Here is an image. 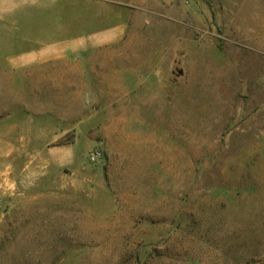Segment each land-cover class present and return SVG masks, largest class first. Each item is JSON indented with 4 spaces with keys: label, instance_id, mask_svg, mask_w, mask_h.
I'll return each mask as SVG.
<instances>
[{
    "label": "rangeland",
    "instance_id": "obj_1",
    "mask_svg": "<svg viewBox=\"0 0 264 264\" xmlns=\"http://www.w3.org/2000/svg\"><path fill=\"white\" fill-rule=\"evenodd\" d=\"M46 6L0 41L70 43L0 73V264H264V0Z\"/></svg>",
    "mask_w": 264,
    "mask_h": 264
},
{
    "label": "crops",
    "instance_id": "obj_2",
    "mask_svg": "<svg viewBox=\"0 0 264 264\" xmlns=\"http://www.w3.org/2000/svg\"><path fill=\"white\" fill-rule=\"evenodd\" d=\"M47 1L49 0H5L0 7L4 8L3 12H0V41L5 37L12 40H17L14 33L8 32L5 25L16 23H29L28 14L30 10L40 11V14L47 15ZM46 7V8H45ZM122 34L116 33L110 35H98L96 42L97 55L107 56L111 53L107 51L105 47L111 48L114 46L118 39H121ZM29 39V38H25ZM80 40V39H76ZM75 41V40H74ZM94 43H80L78 45L88 47ZM69 40L67 38L51 39L50 42H44L37 44L34 48L23 54H17L15 56H6L0 47V73H16V72H36L42 70L40 67L43 64L58 65L62 61H67L69 56ZM92 45V46H93Z\"/></svg>",
    "mask_w": 264,
    "mask_h": 264
},
{
    "label": "clouds",
    "instance_id": "obj_3",
    "mask_svg": "<svg viewBox=\"0 0 264 264\" xmlns=\"http://www.w3.org/2000/svg\"><path fill=\"white\" fill-rule=\"evenodd\" d=\"M5 3V0H0V5H3ZM4 8L0 7V12H3Z\"/></svg>",
    "mask_w": 264,
    "mask_h": 264
},
{
    "label": "built area",
    "instance_id": "obj_4",
    "mask_svg": "<svg viewBox=\"0 0 264 264\" xmlns=\"http://www.w3.org/2000/svg\"><path fill=\"white\" fill-rule=\"evenodd\" d=\"M97 155V154H96ZM93 158V157H92Z\"/></svg>",
    "mask_w": 264,
    "mask_h": 264
}]
</instances>
